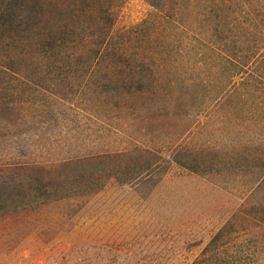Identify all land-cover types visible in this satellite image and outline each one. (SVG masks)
<instances>
[{"label":"trees","instance_id":"1","mask_svg":"<svg viewBox=\"0 0 264 264\" xmlns=\"http://www.w3.org/2000/svg\"><path fill=\"white\" fill-rule=\"evenodd\" d=\"M145 1L153 12L115 28L124 0H0V150L7 145V160L0 158V217L34 211L50 199L89 195L111 177L148 179L161 161L196 171L204 159L178 146L168 159L138 143L81 153L53 146L65 143L53 132L69 121L83 117L113 131L103 122L115 112H150L148 102L181 94L164 91L157 81L159 71L178 61L175 54L188 62L197 53L202 66L211 64L208 55L215 59L218 79L227 83L222 99L264 103V0ZM136 101L146 106L137 109ZM238 150L239 159L256 164L264 187V146ZM241 213L259 232L235 227V218L227 221L190 264H259L264 196Z\"/></svg>","mask_w":264,"mask_h":264},{"label":"rangeland","instance_id":"2","mask_svg":"<svg viewBox=\"0 0 264 264\" xmlns=\"http://www.w3.org/2000/svg\"><path fill=\"white\" fill-rule=\"evenodd\" d=\"M153 11L145 0H124L116 9L115 28ZM208 56L211 64L205 56L202 66L197 53L188 62L175 54L178 61L159 71L157 81L164 91L182 93L148 102L150 112L138 109L146 104L136 101L138 110L104 119L116 130L81 117L53 132L65 141L53 146L66 144L79 153L138 143L168 159L178 146L204 159L196 171L161 161L148 179L111 177L89 195L50 199L34 211L0 217V264H190L227 221L235 218V227L256 235L259 229L241 212L263 201L264 187L257 182L256 164L237 153L241 146H264V103L219 97L227 83L218 79V65ZM76 136L82 139L73 143ZM5 151L7 145L0 150L4 161ZM258 263L264 264V251Z\"/></svg>","mask_w":264,"mask_h":264}]
</instances>
